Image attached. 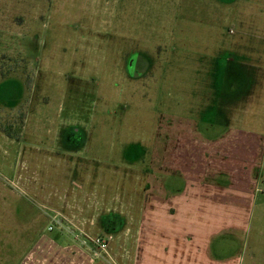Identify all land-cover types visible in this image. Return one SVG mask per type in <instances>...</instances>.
Listing matches in <instances>:
<instances>
[{
	"label": "rangeland",
	"instance_id": "obj_1",
	"mask_svg": "<svg viewBox=\"0 0 264 264\" xmlns=\"http://www.w3.org/2000/svg\"><path fill=\"white\" fill-rule=\"evenodd\" d=\"M243 41L259 81L231 93ZM224 164L254 172L243 213L188 224L166 204ZM199 226L223 231L201 264H264V0H0V264H167Z\"/></svg>",
	"mask_w": 264,
	"mask_h": 264
},
{
	"label": "crops",
	"instance_id": "obj_2",
	"mask_svg": "<svg viewBox=\"0 0 264 264\" xmlns=\"http://www.w3.org/2000/svg\"><path fill=\"white\" fill-rule=\"evenodd\" d=\"M244 22L245 21L241 19V23H240L241 30H259L260 29L258 22L246 23V24ZM240 38L241 39L242 38L247 39V37H244L243 35ZM248 41H250V40H248ZM240 48H241L240 52H237V51L234 52L233 51L234 52L233 53L232 51H230L231 52L230 56L228 55L229 57L226 58L227 63L230 65L228 75L230 76V78H233L232 81L229 79L230 84L228 86V90H231L230 91L231 93H232V90H240V89H243V87H248V86L252 87L259 81V79L256 78V71H255L253 66H250V63L252 61H254L252 59H256V60L258 59L259 60L260 59L259 56L263 52L255 50V47L253 48V47L249 46V42H245V41L242 42ZM255 80H257V81H255ZM260 85L261 84L259 83V86ZM261 87H263V86H261ZM217 89L219 90L218 87H217ZM214 90H216V89H214ZM251 91L252 90H249V91H247V93L242 92L241 93V95H242L241 101L238 99H230V100L224 99L223 103H225V106L233 108V106L235 104L242 102L245 99V95L250 94ZM226 94L227 93H224V92H222V93L221 92L220 93L215 92V96L219 95L220 101H222V98L220 96L226 95ZM226 111H227V109H226ZM209 122H211V121H209ZM227 122H228V119L227 118L224 119V123H223L222 127L228 126L226 124ZM208 124L213 126L212 123H208ZM215 127H217V126H215ZM231 131L233 132L234 129H231ZM238 134H239L238 139H240L241 142H236V145H237V143H243L242 142L243 139L245 142H250L248 136L240 135V132ZM213 142L215 143V148H216L214 151V154H217V152L218 153L223 152V151H225V149H227V147H226L227 141H226L225 137L224 138L222 136L216 137L215 139H213ZM222 144H223V147L221 146ZM248 147H250L253 152L252 153L245 152V156L243 158H246L248 165L251 168H257L258 159H257V155L254 156V145H253V143H251V145ZM187 153L188 152L186 151L178 157L179 158L178 160L180 162H182V164L183 163L185 164V159L191 158L193 161L197 162L198 166L202 165L201 164L202 163L201 157L199 158L198 156L196 157L195 155H193V151L189 152L192 154V156L191 155L185 156ZM240 154H243V153H240ZM176 157H177V155H176ZM180 157H181V159H180ZM169 158H170V156H167V159H169ZM174 159H175V157H174ZM221 159L224 160V162H226V158H221V157H216L215 162H216V160L218 162H220ZM252 159H253V162L251 161ZM211 162H213L212 159H210L208 161L209 165L212 164ZM231 162H232V160H231ZM224 167H225V169L222 170V172H224V173H221V175L226 176L227 178H226V180L222 181V183H220L221 179H219L217 177V176H219L220 173L219 174L214 173V175L212 173H210L209 174V176L211 177L210 179L214 180V181L199 182L197 184H194L196 186H193V187L188 186L187 184L191 185L192 183H189L187 181V184H185V186H184V190H185L184 195L188 196V192L192 191V194H194L195 199L193 198L194 200L193 199L187 200L184 198V195L182 194V195H177L178 198L176 197L175 199L169 198L170 200H167L166 204L169 206H173V207H182V212L186 213V214H184V219H187L186 216L188 217V220H189L188 224L189 223H191V224H197V223L199 224L200 223L201 224V223H206V222H212V223L214 222L215 223L217 221L223 222V221H225L224 219H226L225 217L227 216L225 214L224 209L233 208L236 205H239V207H242V209H240V210L238 209V210H239V213H243L244 207L245 206L247 207V204L250 201L249 199L251 198V196L247 195L245 193L241 194V192H248L250 190L249 186L255 184V182H252V181L249 182V180H253V177H250L249 174H253L254 172L249 173L248 171H246L245 175H248V176H246L245 181H243L241 183L239 181H234L232 179V177H230L231 168L229 167V165L226 166L224 164ZM249 177H250V179H249ZM217 179H219V182L215 181ZM208 189L211 190V193L208 195V197H209L208 201H206L205 196H204L206 192H204V191H206ZM214 190L218 191L217 194L215 192H213ZM233 190L236 192H240L239 193L240 198L236 201L232 200ZM226 194H229L231 196H229V197L225 196ZM249 196H250V198H249ZM179 197H182V198H179ZM205 206H208V209L204 210ZM218 206H220L221 208L223 207V209H220L218 211V209H216ZM187 212L188 213L191 212V214H187ZM207 212H208V215H206ZM180 214H181V212H180ZM230 214L232 215L233 213H230ZM230 216H229V218H230ZM238 216H239V214H238ZM170 217L172 219L176 218V220H177L180 216L178 214L176 216L170 215ZM209 217H211V218H209ZM241 219L242 218H241V214H240V219L238 217V218H236V220L241 221ZM200 226L198 229H189L190 233H192L191 235L194 237V239H193L194 241L191 244L188 243L187 244L188 246L186 245L187 250H190L189 254H188V251H185L184 253H182V252L180 253V252L175 251V254H174V252H171L172 253L171 254L172 259L168 258L167 264H201L199 262L200 259H202V258L205 259V257L202 255L204 253V251L199 250L198 248L203 247V245H204L203 241L204 240L206 243L204 245V247H205L207 245V239L211 240V238L219 235L223 231H217L216 228H215V230H212L209 227L208 233L205 234V227H203L204 231L202 232ZM195 247H197V248L195 249ZM171 248H174V246L170 247V249ZM189 248H191V249H189ZM214 249H216V247H214ZM164 256L167 258L168 254L167 255L164 254ZM160 257L164 258V257H162V254H160ZM188 257H189V259H188ZM206 260L207 261H214L215 259H211V260L206 259ZM215 261H219V262L221 261L222 262L223 260H215ZM224 262H226V264L231 263V261H230V263H228L226 260ZM152 264H156V263H152ZM157 264H160V263H157ZM161 264H163V262Z\"/></svg>",
	"mask_w": 264,
	"mask_h": 264
},
{
	"label": "built area",
	"instance_id": "obj_3",
	"mask_svg": "<svg viewBox=\"0 0 264 264\" xmlns=\"http://www.w3.org/2000/svg\"><path fill=\"white\" fill-rule=\"evenodd\" d=\"M97 244H99V242L97 241ZM101 247H104L103 245H101Z\"/></svg>",
	"mask_w": 264,
	"mask_h": 264
},
{
	"label": "flooded vegetation",
	"instance_id": "obj_4",
	"mask_svg": "<svg viewBox=\"0 0 264 264\" xmlns=\"http://www.w3.org/2000/svg\"><path fill=\"white\" fill-rule=\"evenodd\" d=\"M54 220V219H53Z\"/></svg>",
	"mask_w": 264,
	"mask_h": 264
}]
</instances>
